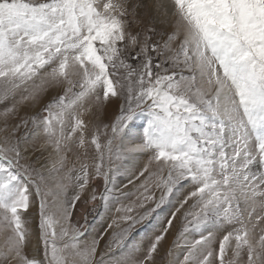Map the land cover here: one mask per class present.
<instances>
[{"label":"snow or ice","instance_id":"6c2138e0","mask_svg":"<svg viewBox=\"0 0 264 264\" xmlns=\"http://www.w3.org/2000/svg\"><path fill=\"white\" fill-rule=\"evenodd\" d=\"M0 264H264V0H0Z\"/></svg>","mask_w":264,"mask_h":264},{"label":"rangeland","instance_id":"374dc122","mask_svg":"<svg viewBox=\"0 0 264 264\" xmlns=\"http://www.w3.org/2000/svg\"><path fill=\"white\" fill-rule=\"evenodd\" d=\"M38 108H30L25 106L21 112L20 116L27 117L33 115ZM116 113V105L110 104L106 107L105 111L101 114V119L105 122H109L112 120L113 116ZM32 125H29L28 129L21 128L20 135H31ZM42 141H37V145ZM38 154V153H37ZM146 162V161H145ZM126 182V179H125ZM93 187H98L100 192H103L102 181H94ZM132 186L129 185V188ZM71 191V190H70ZM124 191H127L125 189ZM133 193H135V189H133ZM138 194V193H137ZM123 199V198H121ZM136 195H132L131 200H126L125 203H131L135 201ZM87 201V202H86ZM119 207L120 205H116ZM117 214L113 210L111 213L106 214L105 209L103 207L102 202L97 198L95 202L91 201L89 193L86 191L81 200L77 203V208L74 211L72 223L77 224V226L81 227L82 230H86L89 238L98 235L100 232L104 231L107 228V224L110 222V218H114ZM179 228V224H177L176 229H173L171 234L167 238V244L165 245V250L169 249L173 245V241L176 239L177 230ZM103 245V241L101 242ZM41 254L43 249V244H40ZM36 252L35 242L31 249H29L30 254H34Z\"/></svg>","mask_w":264,"mask_h":264}]
</instances>
